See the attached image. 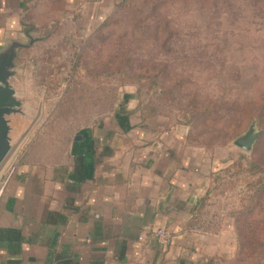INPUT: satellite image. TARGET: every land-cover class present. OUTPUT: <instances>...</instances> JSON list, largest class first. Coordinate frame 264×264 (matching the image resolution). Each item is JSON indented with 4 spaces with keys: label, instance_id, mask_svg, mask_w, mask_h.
Instances as JSON below:
<instances>
[{
    "label": "crops",
    "instance_id": "crops-1",
    "mask_svg": "<svg viewBox=\"0 0 264 264\" xmlns=\"http://www.w3.org/2000/svg\"><path fill=\"white\" fill-rule=\"evenodd\" d=\"M120 2L0 0V46L26 34L36 44L58 32L59 40L82 37ZM117 103L63 146L37 137L24 149L0 197V264H207L233 257L231 218L208 193L220 163L189 143L187 127L155 123L135 97ZM157 228L172 237L166 249L151 239Z\"/></svg>",
    "mask_w": 264,
    "mask_h": 264
},
{
    "label": "rangeland",
    "instance_id": "rangeland-1",
    "mask_svg": "<svg viewBox=\"0 0 264 264\" xmlns=\"http://www.w3.org/2000/svg\"><path fill=\"white\" fill-rule=\"evenodd\" d=\"M108 20L82 37L59 40L58 32L20 51L12 84L22 114L9 117L14 153L37 137L63 146L126 94L166 127L185 126L195 105L217 104L223 115L217 123L185 126L189 143L223 168L240 155L264 160V142L254 152L257 140L251 153L232 145L253 121L264 132L257 116L250 122L246 116L264 98V0H129ZM232 174L213 182L210 195L231 218L236 251L211 264H255L239 259L232 218L247 205L251 176ZM262 215L258 210L252 218Z\"/></svg>",
    "mask_w": 264,
    "mask_h": 264
},
{
    "label": "trees",
    "instance_id": "trees-1",
    "mask_svg": "<svg viewBox=\"0 0 264 264\" xmlns=\"http://www.w3.org/2000/svg\"><path fill=\"white\" fill-rule=\"evenodd\" d=\"M129 0H121L117 6V11L122 10L128 6ZM110 19V18H109ZM107 21L99 27L103 28L106 26ZM97 28V29H99ZM134 29L137 30V25H134ZM80 57H78L79 59ZM77 59V60H78ZM80 59L78 60V62ZM77 62V63H78ZM155 77V76H154ZM132 98V95H123L121 99L124 101ZM217 104H199L189 109L187 115L188 120L185 126L199 125L201 123H207L210 119L213 124L217 123L222 119L223 115L218 113L215 109ZM252 109L250 113H246L249 121L257 116L258 125L264 129V98L258 103L250 106ZM230 108H232L230 106ZM121 113L115 112L116 118L120 117ZM228 121H230L228 119ZM190 132V131H188ZM264 142V132L260 135L255 151L261 150V143ZM243 161H246L247 167H244ZM235 170V175L239 176L242 172L247 173L251 176V180L247 183L246 188L249 190L250 195L247 200V205L242 206L239 210L232 214V218L236 225L237 240L239 243L238 257L241 260H253L255 264L264 263V215L258 219L252 218L255 212L259 210L261 214H264V160L260 161L257 159H247L246 156L240 155L238 161H235L228 167L223 168L222 165H218L212 173V184L216 183L221 178L235 177L232 171ZM212 192V188L209 189L208 193ZM215 261L212 259L207 262L211 264Z\"/></svg>",
    "mask_w": 264,
    "mask_h": 264
},
{
    "label": "water",
    "instance_id": "water-1",
    "mask_svg": "<svg viewBox=\"0 0 264 264\" xmlns=\"http://www.w3.org/2000/svg\"><path fill=\"white\" fill-rule=\"evenodd\" d=\"M25 36L23 40H11L0 46V168L13 148L9 117L22 114V103L12 84L18 74L16 62L22 49L39 42L38 38L28 34ZM261 133L256 130L253 121L243 135L232 141V145L245 153H251Z\"/></svg>",
    "mask_w": 264,
    "mask_h": 264
},
{
    "label": "built area",
    "instance_id": "built-area-1",
    "mask_svg": "<svg viewBox=\"0 0 264 264\" xmlns=\"http://www.w3.org/2000/svg\"><path fill=\"white\" fill-rule=\"evenodd\" d=\"M26 143V138H23L21 145L24 147ZM18 150V149H17ZM22 147L18 152L14 153V148H12V151L10 152L9 156L7 157L6 161L0 168V197L14 175L17 165L19 163V160L22 156ZM151 239L155 242V244L162 249H166L171 243H172V237L170 234L163 228H157L154 229L151 232ZM139 241H143V237L138 238Z\"/></svg>",
    "mask_w": 264,
    "mask_h": 264
}]
</instances>
